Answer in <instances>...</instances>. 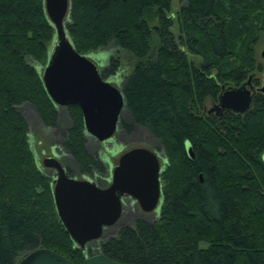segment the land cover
Here are the masks:
<instances>
[{
    "label": "trees",
    "instance_id": "16d2710c",
    "mask_svg": "<svg viewBox=\"0 0 264 264\" xmlns=\"http://www.w3.org/2000/svg\"><path fill=\"white\" fill-rule=\"evenodd\" d=\"M180 1L172 15L171 0H69L66 33L78 53H106L101 78L116 74L118 50L136 59L120 85L125 105L118 126L150 130L163 154L156 218L135 219L113 235L105 227L81 249L56 215L53 174L37 164L17 109L28 104L42 126L57 125V107L37 71L53 28L43 0H0V264H15L39 247L75 264L93 242L124 264H264V95L254 92L243 113L204 111L221 85H237L252 68L254 28L237 9L246 2L228 0L235 14L225 15L221 0ZM174 22L184 35L178 41ZM196 50L199 64L187 59ZM64 109L70 124L61 148L79 175H104L102 161L85 146L78 107ZM60 162L72 176L71 165Z\"/></svg>",
    "mask_w": 264,
    "mask_h": 264
},
{
    "label": "water",
    "instance_id": "95a60500",
    "mask_svg": "<svg viewBox=\"0 0 264 264\" xmlns=\"http://www.w3.org/2000/svg\"><path fill=\"white\" fill-rule=\"evenodd\" d=\"M44 12L54 32L45 62L37 67L43 88L56 107L76 105L84 133L103 142L113 137L124 108L121 87L100 76L103 66L90 54H80L65 30L69 0H43ZM264 59V48L260 52ZM249 78L238 87H226L211 110L245 112L251 103ZM223 88V87H221ZM264 94V82L259 87ZM186 151L192 156L189 144ZM264 163V153L261 155ZM41 166L54 170L51 193L56 215L70 239L81 249L101 237L105 227L115 224L121 214V198L135 201L143 212L160 206V174L157 153L136 146L122 152L112 166L110 183L96 185L87 177L69 176L55 154L41 159ZM15 264H73L64 256L39 247L23 255ZM75 264H124L102 254L84 255Z\"/></svg>",
    "mask_w": 264,
    "mask_h": 264
},
{
    "label": "rangeland",
    "instance_id": "374dc122",
    "mask_svg": "<svg viewBox=\"0 0 264 264\" xmlns=\"http://www.w3.org/2000/svg\"><path fill=\"white\" fill-rule=\"evenodd\" d=\"M251 1H253L251 3ZM223 3V8L227 9L225 15H234V8L231 7L228 0H221ZM246 2L245 6H242L240 3L238 5L239 14L241 16H247L250 23L253 25L252 31V61L253 65L251 70L248 72L252 76V86L255 91H259V87L262 86L264 82V59L260 56L261 50L264 48V0H244ZM255 2V3H254ZM181 4L180 0H171L169 12L173 14L176 13L179 6ZM172 34L174 36L175 41H178V37L183 39V34L179 31L178 25L176 22L172 24L170 27ZM236 36V35H234ZM158 42L157 36L152 33L151 34V50H155L156 43ZM113 51V50H112ZM96 61V58L99 59L101 66H104V62L106 59V53L103 50H98L96 52L91 53ZM119 57V67L114 75H110L105 79L111 80V82L117 86H120L123 80V77L126 76L132 69V65L136 62V59L132 57L128 52L124 50H118ZM187 59L194 64H199L201 60H203V56L200 53V50H196L193 52L187 53ZM223 66H226V62H222ZM229 63V62H228ZM246 80V78L244 79ZM211 106L209 101L204 102V111H206ZM18 111L23 115L25 120L27 121L29 127V144L31 145V149L33 150V154L37 161V164L41 166V159L45 156H51V150L54 146L57 149L60 160L63 164L71 165L72 176L76 178H82L81 175L78 174L77 167L69 160V157L66 152L61 148L60 143L63 139V133L66 128L69 126V119L66 115L64 107H57L58 111V122L54 127H44L38 120L36 113L32 106L28 104H24L19 106ZM115 143H112L109 139L102 142V144L89 137L86 136V148L91 155H97L102 161L104 167L106 168V163L116 164L119 155L125 150L141 146L148 148L150 150H154L157 153L159 164L163 165V154L161 149L160 141L152 134V132L142 126L136 125L130 133L124 132L122 128L117 127V131L115 132ZM106 142V143H105ZM111 146L108 145V143ZM105 143V144H104ZM57 158V157H56ZM44 171L52 172L43 166H41ZM97 176V175H96ZM92 179V178H91ZM98 182V184H102V182L97 179H92V181ZM93 181V182H94ZM162 185V182H160ZM146 217V221L151 222L156 218V215L153 214L152 217L150 215H144ZM142 215L141 212H138L134 206H125L122 214L120 215L119 221L117 224L109 226L106 229V235H113L117 232L118 227L123 224L131 225L135 219L141 220ZM90 253L89 255L99 254L96 242L90 244ZM89 256L88 254H86Z\"/></svg>",
    "mask_w": 264,
    "mask_h": 264
},
{
    "label": "flooded vegetation",
    "instance_id": "af4514ba",
    "mask_svg": "<svg viewBox=\"0 0 264 264\" xmlns=\"http://www.w3.org/2000/svg\"><path fill=\"white\" fill-rule=\"evenodd\" d=\"M97 60H98V58H96ZM248 77H250L249 78V82H250V85L252 86V76L249 74L247 77H246V80H247V78ZM246 80H243V81H241V82H239L237 85H221V87H223V88H221V90H220V92H219V94H218V96L221 94V92L223 91V89H225L226 87H238V86H240L243 82H245ZM251 92H252V95L254 94V92H257V91H255V89L253 88V86H252V89L250 90ZM259 92V91H258ZM260 93H262L263 94V92H260ZM264 95V94H263ZM218 96H217V99H218ZM211 103V106L205 111V112H208V110L214 105V104H216L217 103V100L215 101V102H210ZM224 111V110H223ZM210 112H213V113H216V114H220L221 112L220 111H215L214 109L213 110H211ZM210 112H208V113H210ZM116 131H117V129H116ZM115 131V132H116ZM115 133H114V135H113V137L112 138H110L109 140L112 142V143H115ZM101 144H102V142H100ZM106 143V142H105ZM104 143V144H105ZM108 143V142H107ZM108 145L109 146H111V144L110 143H108ZM52 154H55V156L57 157V159L60 161V158H59V154H58V152H57V149L53 146L52 147V150H51V155ZM163 162V161H162ZM106 163V172H105V174L104 175H101V176H96V175H91V176H82V178L83 177H87V178H89V179H97L98 181H100V182H102V184H98V182H95L94 180V183L96 184V185H98V186H100V187H105V186H107L109 183H110V172H111V168H112V166H114L115 164H111V163H108V162H105ZM161 167H162V165H161ZM51 172H52V178L54 177V170L53 169H51V168H48ZM70 176V175H69ZM91 179V180H92ZM125 206H134V208H136V210L138 211V212H141V215H142V218H141V220H144V221H146V220H149V219H146V217H144V215H150L151 217H152V215L153 214H155L156 215V213H157V210H158V208H154L153 210H151V211H148V212H143L140 208H139V206L137 205V203L135 202V201H132L131 199H129L128 197H126V196H122V198H121V214H122V212H123V209H124V207ZM120 214V215H121ZM120 218V217H119ZM116 223V222H115ZM114 225V224H113ZM112 226V225H111ZM109 227V226H108ZM88 243V242H87ZM86 243V244H87ZM85 244V245H86ZM85 245H84V247H85ZM84 255H86V254H84ZM83 255V256H84Z\"/></svg>",
    "mask_w": 264,
    "mask_h": 264
}]
</instances>
